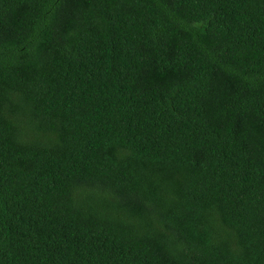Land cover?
<instances>
[{
	"label": "trees",
	"instance_id": "16d2710c",
	"mask_svg": "<svg viewBox=\"0 0 264 264\" xmlns=\"http://www.w3.org/2000/svg\"><path fill=\"white\" fill-rule=\"evenodd\" d=\"M0 264H264V0H0Z\"/></svg>",
	"mask_w": 264,
	"mask_h": 264
}]
</instances>
